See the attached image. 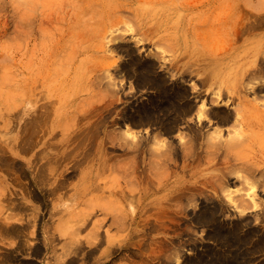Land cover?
Here are the masks:
<instances>
[{
	"label": "rangeland",
	"instance_id": "rangeland-1",
	"mask_svg": "<svg viewBox=\"0 0 264 264\" xmlns=\"http://www.w3.org/2000/svg\"><path fill=\"white\" fill-rule=\"evenodd\" d=\"M263 49L264 0H0V264H63L78 251L74 264H217L218 256L232 259L248 249L251 263L264 264V177L255 204L204 203L201 188L205 177H220L231 190H247L241 195L248 200L249 187L229 177L245 176L250 166L264 171L257 146L250 154L256 160L231 161L238 143L246 142L232 135L233 109L244 100L264 109ZM232 94L239 95L235 103ZM202 104L210 121L197 117ZM214 129L224 144L216 146L220 135L213 139L221 163L208 170L205 144ZM229 135L236 138L232 144ZM130 137L146 140L155 154L118 145ZM161 140L172 148L162 153ZM191 143L198 149L192 152ZM143 156L167 159L171 180L196 188L172 203L174 212L159 229L153 217L144 225L141 213ZM160 194L151 195L149 207ZM73 224L85 230L77 242L63 234ZM218 226L227 237L221 242L212 238ZM124 236L133 241L121 249L117 241Z\"/></svg>",
	"mask_w": 264,
	"mask_h": 264
},
{
	"label": "bare ground",
	"instance_id": "bare-ground-1",
	"mask_svg": "<svg viewBox=\"0 0 264 264\" xmlns=\"http://www.w3.org/2000/svg\"><path fill=\"white\" fill-rule=\"evenodd\" d=\"M264 50V49H263ZM262 53V52H261ZM262 58V57H261ZM261 64V63H260ZM259 64V65H260ZM264 66V65H263ZM253 67V66H252ZM258 68V67H257ZM259 70L261 71V69H259L258 68V71H256L255 73L257 74V72H259ZM215 71H216V69H215ZM251 72V71H250ZM264 72V71H263ZM263 72H261V73H263ZM254 73V72H253ZM253 73H252V75H253ZM260 73V74H261ZM264 74V73H263ZM262 74V75H263ZM151 75H149L148 76V78L150 77ZM246 76V75H245ZM249 76V75H248ZM247 76V77H248ZM254 76V75H253ZM259 75H257V77H258ZM146 77V76H145ZM144 77V78H145ZM252 77V76H251ZM153 78V77H152ZM208 78H210V76H208ZM246 78V77H245ZM252 78H254V77H252ZM256 78V77H255ZM260 78V77H259ZM261 78H262V76H261ZM264 78V77H263ZM143 78H141V80H142ZM146 79V78H145ZM145 79H143V80H145ZM154 79V78H153ZM216 79V78H215ZM251 79V78H250ZM147 80V79H146ZM145 80V81H146ZM257 80H260V79H257ZM149 81V80H148ZM157 81V79L155 78V82ZM160 81L162 82V80H159V84H160ZM261 81V80H260ZM142 82H144V81H141V84H143ZM150 83H152V80L151 81H149ZM148 82V83H149ZM154 81H153V83H155ZM158 82V81H157ZM164 82V81H163ZM247 82V81H246ZM249 82V81H248ZM164 83H166V82H164ZM212 83V82H211ZM250 83H252V79L250 80ZM256 83V82H255ZM145 84H147V83H144V85ZM159 84H157V85H159ZM162 84V83H161ZM220 84V83H219ZM254 84V83H253ZM153 85V84H152ZM164 85V84H163ZM223 85H224V83H223ZM252 85V84H251ZM154 86H156V85H154ZM161 86V85H160ZM165 86V85H164ZM164 86L162 87V88H164ZM220 86V85H219ZM228 86V85H227ZM249 86V85H248ZM256 86V85H255ZM158 87V86H157ZM169 87V86H168ZM247 87V85L244 87V88H246ZM251 87V86H250ZM260 87V86H259ZM258 87V88H259ZM166 88L167 87H165V90H166ZM220 88V87H219ZM218 88V89H219ZM249 88V87H248ZM252 88V87H251ZM258 88H256V89H258ZM158 89V88H157ZM183 89V88H182ZM255 89V90H256ZM228 90V89H227ZM246 90V89H245ZM248 90V89H247ZM259 90H260V88H259ZM163 91V90H162ZM220 91V90H219ZM230 91V90H229ZM253 91V90H252ZM258 91V90H257ZM257 91L255 92V93H257ZM175 92H176V90H175ZM177 92H179V91H177ZM184 92V91H183ZM186 92V91H185ZM222 92V91H221ZM253 92V93H254ZM161 93V92H160ZM159 93V94H160ZM169 93V92H168ZM171 93H173V92H171ZM170 93V94H171ZM181 93H182V91H181ZM236 93H237V91H236ZM259 93V92H258ZM258 93H257V95H258ZM262 92L260 91V93L259 94H261ZM164 94V93H163ZM167 94V93H166ZM186 94V93H185ZM184 94V95H185ZM169 95V94H168ZM175 95V94H174ZM176 95H177V93H176ZM233 96H231L230 98L234 101L237 97H239V95L237 94V95H235V94H232ZM160 96V95H159ZM165 96V95H164ZM167 96V95H166ZM165 96V97H166ZM179 96V95H178ZM244 96V95H243ZM157 97H158V94H157ZM164 97V98H165ZM169 97V96H168ZM172 97H174V96H171V97H169V98H167L168 100H172L170 103H175V102H173V99L174 98H172ZM176 97V96H175ZM217 97L218 98H221V100L219 101V102H221V101H223V94H222V97H221V94H219L218 93V95H217ZM225 97V96H224ZM227 97V96H226ZM229 97V96H228ZM164 98H162V99H164ZM164 99V101L163 100H161V101H163V102H166L167 101V99ZM247 98V97H246ZM263 98V97H262ZM262 98H259V95H258V97H257V99H262ZM158 99H160V98H158ZM179 99H180V97H179ZM228 99V98H227ZM242 99H244V97H242ZM253 99H255V98H253ZM155 100H156V98H155ZM175 100V99H174ZM183 100H185V99H183ZM154 101V100H153ZM157 101V100H156ZM154 102V103H156L157 104V102ZM160 101V102H161ZM176 102H177V100H175ZM179 101V100H178ZM186 101V100H185ZM225 101H226V99H225ZM229 101H230V99H229ZM232 101V102H233ZM245 101V100H244ZM244 101H243V104H239L240 106L239 107H237V105L235 106L236 108L235 109H233V110H235V114L234 113H231L232 114V117H234L233 119H235L236 121L235 122H237V124L235 123V122H233L234 123V125L232 124L231 126H235L236 127V133H233L232 135H234V134H236V136H237V138H238V140H241L242 139V141H246V142H239L238 143V151L237 152H235V153H237L236 155H233V157H232V159H231V161H239V160H243L244 161V159H247V160H249V158H254V160H256V155L255 154H253V155H250L251 154V152L253 151V150H251L253 147H255V146H257L258 147V151H260V152H262L263 154L259 157V159L257 158V162L258 163H260V164H258V165H264V109L263 108H260V107H263V104H262V106H257L256 104L254 105V104H252V102H251V104H250V102H246V103H244ZM252 101H255V100H252ZM159 102V101H158ZM227 102V101H226ZM229 103L230 105H232L233 103H235V101L233 102V103ZM258 101L256 100L255 101V103H257ZM262 102H263V99H262ZM261 102V103H262ZM162 103V102H161ZM167 103V102H166ZM242 103V102H241ZM260 103V102H259ZM153 104V103H152ZM165 104V103H164ZM187 104H188V101H187ZM204 104H205V102H204ZM161 106L163 105V103L162 104H160ZM174 105V104H173ZM178 105V104H177ZM176 105V106H177ZM180 106H181V104H179ZM154 106V105H153ZM156 106V105H155ZM154 106V107H155ZM158 106H159V103H158ZM164 106H166V105H164ZM163 106V107H164ZM171 106V105H170ZM171 107H173L174 108V106H171ZM231 107H233L234 108V106H231ZM157 108V107H156ZM158 108H161V107H158ZM167 108H170V107H167ZM166 108V109H167ZM183 108V107H182ZM153 107L151 108V110L153 111ZM162 109H165V108H162ZM180 109V108H179ZM184 109V108H183ZM155 110V109H154ZM176 110V109H175ZM151 111V112H152ZM165 111V110H164ZM163 111V112H164ZM167 112H168V110H166ZM173 111V110H172ZM191 111V110H190ZM230 111V110H229ZM155 112V111H154ZM161 112V111H160ZM166 112V113H167ZM179 112L181 113V110H179ZM178 111H177V113H179ZM186 112H187V110H186ZM206 108H205V105L203 106V104L201 105V107H200V110L198 111V115L199 116H197L198 117V119L199 120H201V119H203V117H205L207 114H206ZM228 112V111H227ZM232 112H234V111H232ZM148 113V111L146 112V114ZM165 113V112H164ZM169 113V112H168ZM179 113V114H180ZM183 113V112H182ZM189 113L190 112H188L187 114L189 115ZM151 114V113H150ZM150 114H149V116H150ZM176 114V113H175ZM175 114H173V115H175ZM184 114V113H183ZM183 114H180V115H183ZM186 114V115H187ZM196 114V115H197ZM144 115V114H143ZM186 115L185 116H183V117H186ZM187 115V116H188ZM228 115V114H227ZM226 115V116H227ZM226 116H225V118H226ZM230 116V115H229ZM228 116V117H229ZM144 117V116H143ZM177 117V116H176ZM206 117H208L207 119H208V121H210L209 119H210V116H206ZM220 117V116H219ZM173 118V117H172ZM223 118V117H222ZM177 119V118H176ZM179 119H182V118H180V116H179V118H178V120ZM221 119V118H220ZM224 119V118H223ZM167 120H169V119H167ZM167 120H166V122H167ZM173 120V119H172ZM175 120V119H174ZM225 120V119H224ZM230 120V119H229ZM232 120V119H231ZM164 121V120H163ZM177 121V120H176ZM227 121V120H226ZM225 121V122H226ZM233 121V120H232ZM231 121V122H232ZM166 122H165V124H166ZM171 122V121H170ZM173 122V121H172ZM175 122V121H174ZM263 122V123H262ZM164 123V122H163ZM178 122H176V124H177ZM260 123H262L263 124V128L262 129H260ZM165 124H163V125H165ZM167 124H168V122H167ZM170 124V123H169ZM174 124V123H173ZM229 124V123H228ZM178 125V124H177ZM162 126V125H161ZM167 126V125H166ZM172 126V125H171ZM170 127V126H169ZM173 127H174V125H173ZM257 127H259V129H256ZM164 128V127H163ZM170 129V128H169ZM169 129H168V126H167V128L165 129V130H168L169 131ZM193 129V128H192ZM198 129V128H197ZM191 130V129H190ZM194 130L195 129H193V131L192 132H194ZM202 130V129H201ZM199 131V130H198ZM213 131H215V129L213 130ZM218 131H221V130H219L218 129ZM233 131V130H232ZM217 132V130L215 131V133ZM235 132V131H234ZM125 133H126V131H125ZM127 133H128V131H127ZM130 134H131V132H129ZM191 133V132H190ZM199 133V132H198ZM201 133V132H200ZM215 133H213V134H207V140H206V144H205V146H206V149H205V166H206V169H208V170H213V168H216L220 163H219V160L218 161H216V159H215V157L217 156V151H218V149L216 148V146L218 147H221V146H223V142H222V140L220 139L221 137H222V135L218 132V133H216V135L214 136V134ZM229 133H230V131H229ZM228 133V134H229ZM82 134V133H81ZM191 134H193V133H191ZM195 134H197V131L195 132ZM194 134V135H195ZM206 134V133H205ZM204 134V135H205ZM79 135V134H78ZM128 135V134H127ZM133 135V134H132ZM220 135V137L217 139V142L218 141H220L221 140V142H218V144H216V142H213V139H215L216 138V136H219ZM230 135H231V133H230ZM229 135V136H230ZM85 136V135H84ZM83 136V137H84ZM133 136H135V135H133ZM199 135L197 134V140H198V137ZM235 136V137H236ZM90 137V136H89ZM231 137V136H230ZM133 141L131 142V140L130 141H128V140H125V141H119V143H118V145H121L120 147H125V148H131V147H133L134 149H136L137 150V148L139 147V149H141V151H142V153H143V155L145 154H147V152L148 151H150V149H151V153H153V155L155 154L154 152H153V148H148L147 147V145H148V143L147 144H145V141L144 142H142L143 141V139H142V141L140 140V141H137L136 142V138H132V137H130ZM183 138V137H182ZM185 138V137H184ZM229 138V137H228ZM232 138V137H231ZM230 138V139H231ZM76 139V138H75ZM82 139V138H81ZM93 139V138H92ZM125 139V138H124ZM191 139H194V138H191ZM223 139V138H222ZM229 139V140H230ZM233 139L234 140H236V138H232V140H231V144L233 143ZM139 140V139H138ZM195 140V139H194ZM196 140V141H197ZM73 141V140H72ZM79 142H80V140H78ZM114 141V140H113ZM113 141H111V142H113ZM162 141V140H161ZM161 141H159L160 142V144H158L159 146H160V148H161V151H162V153H163V149L162 148H166V147H171L172 148V145L171 146H169L167 143H164L163 141V143H161ZM192 140H190V142H191ZM196 141H194V143L196 142ZM215 141H216V139H215ZM91 142H92V140H91ZM155 142V141H154ZM157 142L158 141H156V145H157ZM158 142V143H159ZM227 142H228V140H227ZM236 142V141H235ZM71 143V142H70ZM83 144H84V142H82ZM150 143V142H149ZM230 143H228V144H230ZM92 144V143H91ZM91 144H89V145H91ZM94 144V143H93ZM117 144V143H116ZM154 144V143H153ZM192 144V146H191V149L192 148H194V144L193 143H191ZM190 144V145H191ZM215 144H216V146H215ZM228 144L227 145H225V146H228ZM184 145V144H183ZM197 145V143L195 144V146ZM236 145V144H235ZM77 146V145H76ZM75 146V147H76ZM185 146V145H184ZM184 146H183V152H184ZM198 146V145H197ZM229 146H231V145H229ZM228 146V147H229ZM86 147V146H85ZM104 147V146H103ZM145 147H147V148H145ZM156 147V146H155ZM215 147V148H214ZM228 147H225V148H228ZM93 148V147H92ZM115 148V147H114ZM157 148V147H156ZM160 148H157V150L158 149H160ZM170 148V150L169 149H166L164 152L165 153H168L169 154V151H171L170 153H172V149ZM174 148V147H173ZM187 147H185V149H186ZM190 148V147H189ZM189 148H187V149H189ZM195 148H197L198 149V147H195ZM195 148L192 150V152L195 150ZM205 148V147H204ZM203 147H202V149H204ZM90 149H91V147H90ZM134 149H133V151H134ZM149 149V150H148ZM232 150H233V148H231ZM136 150H135V152H136ZM175 150V149H174ZM173 150V151H174ZM241 150V151H240ZM84 151H85V149H84ZM92 151V150H91ZM159 152H160V150H158ZM167 151V152H166ZM187 150H185V152H186ZM202 151V150H201ZM225 151V150H224ZM240 151V152H239ZM86 152V151H85ZM90 152V151H89ZM129 152H131V151H129ZM155 152H156V149H155ZM230 152V151H229ZM232 152H234V151H232ZM83 153V152H82ZM132 153V152H131ZM134 153V152H133ZM164 153V154H165ZM222 153H225V152H222ZM247 153V154H246ZM80 154V153H79ZM85 154V153H84ZM83 154V155H84ZM157 154V153H156ZM161 154V153H160ZM167 154V155H168ZM187 154V153H186ZM216 154V155H215ZM134 155H138V153L137 154H134ZM133 155V156H134ZM150 156H151V154H149ZM148 155V156H149ZM158 155H159V153H158ZM167 155H164V156H167ZM190 155H191V153H190ZM189 155V156H190ZM215 155V156H214ZM82 156V155H81ZM140 156V155H139ZM161 156V155H160ZM160 156H159V158H160ZM163 156V155H162ZM224 156H225V154H224ZM232 156V155H231ZM258 156V155H257ZM136 157V156H135ZM147 157V156H146ZM156 157V156H155ZM186 157V156H185ZM220 157L223 159V158H225V157H223L222 155H220ZM78 158V157H77ZM196 158V157H195ZM219 158V157H218ZM149 159H151V157L149 158L148 157V159H145L144 158V156H143V159H142V169H141V175H142V200H141V202L140 203H142V207H141V213H142V217H143V222H144V225H146L148 222L150 223V218H154V220L156 221V222H158V223H156V224H159V226H158V229L159 228H162V225H163V221H164V218H166L167 217V215H170V216H168V219L171 217V213L172 212H174V207L175 206H173V204L172 203H175L177 200H180V199H183V198H186V197H188V194H190V192H192V190H195L196 188L195 187H191V186H189V184H187V182L186 181H181V182H179V183H176L174 180H171V176H172V173H170V166L169 165H171L169 162L167 163V162H165L164 160H167V159H163V161H161V160H159V161H161V162H163V163H161V162H159V161H155L156 160V158H153V160H150V161H148ZM170 159V158H169ZM193 159V158H192ZM221 160V159H220ZM225 159H223V160H221V161H224ZM140 161V160H139ZM170 161H171V159H170ZM193 162H194V160H193ZM173 164V163H172ZM228 164V163H227ZM237 164V163H236ZM240 164V163H239ZM242 164V163H241ZM120 165H122V164H120ZM234 165V164H233ZM232 165V167H234ZM245 165V164H244ZM244 165H242V166H244ZM247 165V164H246ZM78 166V165H77ZM241 166V165H240ZM123 167V166H122ZM141 167V166H140ZM237 167H238V165H237ZM249 166L247 165V166H245V169L247 170V168H248ZM78 168V167H77ZM205 168V167H204ZM223 168V167H222ZM230 168V167H229ZM236 168V167H235ZM239 168H241L242 169V167H239ZM259 168H260V166H259ZM162 169V170H161ZM218 169V168H217ZM217 169H215V170H217ZM220 169V168H219ZM231 169H233V168H231ZM244 169V168H243ZM123 170H124V168H123ZM246 170H243V171H246ZM258 169H256V168H254L253 166L251 167L250 166V168H248V170L244 173L245 174V176L244 175H241V176H237V178L235 179V181H234V177L231 179L230 177H229V179H228V181L231 183V184H236V183H241L242 184V186H244V185H246V186H248L247 188H248V190H249V192L247 193V197H249L248 198V200L247 199H245L243 196V194L241 195V190H244V188L243 189H237V190H231V188H229L230 186H228V183H226L223 179H221L220 177H214V176H207V177H205L203 180H202V182H201V184H202V186H201V188H202V192H204V194H203V202L204 203H257V199L255 198V194H256V192H257V190H258V186L260 185V182H259V177H264V171H261L260 169V171H259V174L258 173H256V171H257ZM138 171V170H137ZM140 171V170H139ZM218 171V170H217ZM232 171V170H231ZM234 171H236V170H234ZM242 171V170H241ZM242 171V172H243ZM229 172V171H228ZM238 172H240L239 171V169H238ZM131 173V172H130ZM207 173H209V172H207ZM213 173H215V171L213 172ZM235 172H233V174H234ZM246 173L248 174V175H246ZM120 174V173H119ZM133 174V173H132ZM210 174H212V171L210 172ZM218 174H220V173H218ZM227 174V173H226ZM236 174V173H235ZM234 174V175H235ZM230 175H232V174H230ZM260 175V176H259ZM126 176V175H125ZM124 176V177H125ZM140 176V175H139ZM227 176H229V175H227ZM201 177V176H200ZM260 179H263V178H260ZM264 180V179H263ZM193 183H196V182H193ZM198 183V182H197ZM230 183H229V185H230ZM62 184H63V182H62ZM263 184V183H262ZM232 186V185H231ZM60 187H62L61 186V184H60ZM245 187V186H244ZM259 187H262L261 185L259 186ZM58 188V187H57ZM246 188V189H247ZM56 190V189H55ZM244 191H247V190H244ZM260 191V190H259ZM201 191H200V194L202 193ZM141 193V192H140ZM154 193H155V195L156 194H160V193H162V194H160V196H156L155 197V201H154V207H149L150 206V204H151V201L149 200L150 198H151V195H154ZM128 196V195H127ZM191 198H193V196H190ZM246 197V196H245ZM189 199V198H188ZM190 200V199H189ZM192 200V199H191ZM259 200V199H258ZM187 202V201H186ZM191 202V201H190ZM260 202V201H259ZM176 203H178V202H176ZM187 203H189V202H187ZM184 204H185V201H184ZM183 204V205H184ZM100 205V204H99ZM114 205V204H113ZM235 205H238V204H235ZM235 205H233V206H235ZM93 206V205H92ZM97 206V205H96ZM112 206V205H111ZM182 206V205H181ZM181 206H179V207H181ZM185 206H186V204H185ZM91 207V206H90ZM89 207V208H90ZM107 207L108 206H106L105 208H106V210H107ZM187 207V206H186ZM238 207V206H237ZM104 208V209H105ZM114 208V207H113ZM117 209H118V207H116ZM182 208H184V206L182 207ZM213 208L214 207H212V209L211 208H208L209 209V211L207 212V214L205 215V217H204V219H206V220H208V221H206V224H207V222H212L213 221ZM91 209V208H90ZM93 209V208H92ZM116 209V210H117ZM186 209V208H185ZM223 209V208H222ZM238 209V208H237ZM206 210V209H205ZM101 211H104V210H101ZM219 211H222V210H219ZM106 212V211H105ZM117 212V211H116ZM59 213V212H58ZM86 213V212H85ZM92 212H90V213H88V214H91ZM107 213V212H106ZM215 213V212H214ZM53 214V213H52ZM111 214V213H110ZM115 214L116 213H113L112 215H114L115 216ZM122 214V213H121ZM124 214V213H123ZM204 214H205V212H204ZM94 215V214H93ZM200 215V214H199ZM203 215V214H202ZM64 216V215H63ZM72 216H74V215H72ZM86 216V215H85ZM91 216V215H90ZM104 216H105V214H104ZM126 216V215H125ZM201 216V215H200ZM218 216V215H217ZM77 217V216H76ZM88 217V216H87ZM119 217V216H118ZM117 217V218H118ZM203 217V216H202ZM115 218V220L117 221V218L116 217H114ZM113 218V219H114ZM125 218V217H124ZM199 218V217H198ZM112 219V220H113ZM121 219H123V216H121V218L120 219H118V220H120V223H121ZM142 219V218H141ZM199 219H202L201 217L199 218ZM102 220V219H101ZM133 220V219H132ZM171 220V219H170ZM216 220V219H215ZM85 221V220H84ZM153 221V220H152ZM198 221V220H197ZM78 222V221H77ZM201 222V221H200ZM218 222V221H217ZM114 224H115V221L113 222ZM116 223H119V222H116ZM151 223H153V222H151ZM205 222L203 221L202 222V224H204ZM95 224V223H94ZM112 224V223H111ZM124 224H125V222L123 223V225H121V227L122 226H124ZM154 224H155V222H154ZM216 224V223H215ZM214 224V225H215ZM77 225V224H76ZM81 225H83V222L81 223ZM97 224H95V226H96ZM101 225V224H100ZM118 225V224H117ZM120 225V224H119ZM147 225H149V224H147ZM164 225H165V223H164ZM210 225H212V224H210ZM218 225H221V224H218ZM114 225H112V227H113ZM208 226V225H207ZM98 227H99V225H98ZM120 227V228H121ZM124 227H126V226H124ZM145 227V226H144ZM143 227V228H144ZM151 227V226H150ZM223 227V226H222ZM114 228V227H113ZM152 228H153V225H152ZM116 229V228H115ZM119 229V228H118ZM123 229V228H122ZM148 229H149V227H148ZM151 229V228H150ZM214 229V228H213ZM234 229V228H233ZM85 231L84 230V228L81 226H79V227H77V226H75L74 224H73V226L68 230V229H66L65 231H64V235L66 234V235H68V237H70L71 239H74V240H76V241H74V242H77V240H78V236H80V233H82L83 231ZM94 230H96V229H94ZM215 230V229H214ZM228 230H231V229H228ZM238 230V229H237ZM120 231V230H119ZM149 231V230H148ZM154 231V230H153ZM155 231H156V229H155ZM236 231V230H235ZM91 232H93V231H91ZM100 232V231H99ZM106 232V234H107V231H105ZM216 233H214V235H212V238H214L215 240H217V242H219L220 241V239H226L227 237H226V234H224V231H222L220 228H219V226H218V228L216 229V231H215ZM230 232V231H229ZM228 232V233H229ZM126 233V232H125ZM132 233V232H131ZM131 233H129V234H131ZM239 233V232H238ZM248 233V232H247ZM79 234V235H78ZM89 234V233H88ZM92 234V233H91ZM93 234H96V233H93ZM93 234H92V236H93ZM99 233L97 232V235H98ZM108 234H109V232H108ZM108 234H107V236H108ZM230 234V233H229ZM228 234V235H229ZM237 234V233H236ZM110 235V234H109ZM140 235V234H139ZM145 235H147V233L145 234ZM150 235V234H149ZM237 235H239V234H237ZM99 236V235H98ZM96 237V236H93L97 241H99L100 239L102 240V238H104V237H102V238H100L99 239V237ZM106 236V235H105ZM233 236V235H232ZM234 236H235V233H234ZM242 236V235H241ZM240 236V237H241ZM244 236V235H243ZM249 236V235H248ZM132 237H133V235H132ZM132 237L130 238V239H132ZM239 237V238H240ZM246 237V236H245ZM107 238V237H106ZM110 238V237H109ZM109 238H107L108 239V241H109ZM111 238H112V236H111ZM126 238V239H125ZM211 238V237H210ZM209 238V239H210ZM237 238H238V236H237ZM69 239V238H68ZM91 239V238H90ZM93 239V238H92ZM99 239V240H98ZM208 239V240H209ZM214 239H213V241H214ZM105 240V239H104ZM103 240V241H104ZM212 240V239H211ZM236 240V239H235ZM71 242H72V240H70ZM69 241V242H70ZM93 241V240H92ZM103 241H100V243L98 244V242H97V244H98V246L103 242ZM111 241V240H110ZM116 241V240H115ZM119 241H121L119 244H118V246H120V248L122 249V247L124 246V241H126V243L128 242L127 241V237H123V238H121V239H119L117 242H119ZM130 241H133V240H130ZM129 241V242H130ZM145 241H147V239H145ZM243 241V240H242ZM83 242V241H82ZM124 242V243H123ZM128 242V243H129ZM134 242H136V241H134ZM221 242V241H220ZM241 242V241H240ZM239 242V243H240ZM80 243H81V241H80ZM80 243H79V245H77V243H76V245L77 246H79L78 247V249L77 248H75L76 250H79L80 249V247L82 246V244H81V246H80ZM89 244L90 243H93V242H88ZM111 243V242H110ZM113 243H115V242H113ZM131 243V242H130ZM129 243V244H130ZM133 243V242H132ZM137 243H138V241H137ZM151 242H149V244H150ZM152 243H154L153 242V240H152ZM216 243V242H215ZM230 243H232L231 241H230ZM229 243V244H230ZM238 243V244H239ZM75 244V243H74ZM93 244H95V242L93 243ZM140 244H141V242H140ZM155 244V243H154ZM226 244L228 245V241L226 242ZM233 245L232 246H234L235 247V244L234 243H232ZM116 245V244H115ZM135 245V244H134ZM169 245V244H168ZM218 245H219V243H218ZM66 246V244L63 246V247H65ZM127 246H128V244H127ZM131 246H132V244H131ZM144 246V245H143ZM147 246V245H146ZM214 246V245H213ZM226 246V245H225ZM229 246V245H228ZM67 247V246H66ZM65 247V248H66ZM212 247V246H211ZM220 247H221V244H220ZM65 248H64V250H65ZM124 248V247H123ZM224 248V247H223ZM74 249V250H75ZM82 249V248H81ZM80 249V250H81ZM97 249V247L94 249V251ZM99 249V248H98ZM232 249V248H231ZM231 249H229V250H231ZM234 249V248H233ZM233 249H232V251H233ZM73 250V251H74ZM75 250V251H76ZM83 250V249H82ZM93 250V249H92ZM177 250V249H176ZM219 250H221V248H209V250L207 251L208 253H209V251L210 252H212V253H214V252H217V251H219ZM66 251V250H65ZM75 251H74V253H75ZM80 252V253H79ZM110 252H112V251H110ZM121 252V251H120ZM78 253L79 254H81V251H78ZM77 253V254H78ZM95 253L96 252H90V255H95ZM107 253V252H106ZM77 254H75V257H76V255ZM78 254V255H79ZM112 254V253H111ZM203 254V253H202ZM207 254V253H206ZM219 254V253H218ZM217 253H215V254H213V255H218ZM67 255V254H66ZM77 255V256H78ZM102 255H104L103 253L101 254V256ZM120 255V254H119ZM121 255H122V253H121ZM124 255V254H123ZM136 255V254H135ZM220 255H221V253H220ZM100 256V257H101ZM106 256H110V255H107L106 254ZM155 256V255H154ZM197 256V255H196ZM210 256V255H209ZM232 256V255H231ZM230 256V257H231ZM233 256H234V254H233ZM75 257H73V256H71L70 258H66V259H64V262H63V264H74V262H75ZM79 257V256H78ZM95 257V256H94ZM104 257V256H103ZM120 257V256H119ZM122 257V256H121ZM228 258L226 259V258H223V261H222V259H221V256H218V257H216L219 261H215V263L217 262V264H223L224 262H226V264L228 263H230L231 264V262H232V260H234L233 258H235V257H232V259H230V257L229 256H227ZM90 258V257H89ZM97 258V257H96ZM172 258V257H171ZM203 258V257H202ZM201 258V260H204V258L202 259ZM206 258H207V255H206ZM205 258V259H206ZM208 258H210V257H208ZM212 258V257H211ZM79 259V261H80V257L78 258ZM77 259V260H78ZM93 259V258H92ZM98 259H99V256H98ZM101 259H103V258H101ZM105 259V258H104ZM124 259V258H123ZM126 259V258H125ZM169 259H170V256H169ZM76 260V261H77ZM111 260V259H110ZM196 260H197V258H196ZM201 260H198V261H200L201 262ZM208 260V259H207ZM214 260H215V258H214ZM214 260H213V262H214ZM230 260V261H229ZM93 261H96L95 259L93 260ZM113 261V260H112ZM205 261V260H204ZM229 261V262H228ZM78 262V261H77ZM77 262H76V264H77ZM111 262V261H110ZM219 262V263H218ZM95 263V262H94ZM94 263H92V264H94ZM97 263H98V261H97ZM208 263V262H207ZM98 264H108V262H104V261H100ZM188 264V263H187ZM189 264H190V261H189ZM202 264H206V263H202ZM210 264V263H209ZM213 264V263H212ZM234 264V263H233ZM237 264V263H236Z\"/></svg>",
	"mask_w": 264,
	"mask_h": 264
},
{
	"label": "crops",
	"instance_id": "crops-1",
	"mask_svg": "<svg viewBox=\"0 0 264 264\" xmlns=\"http://www.w3.org/2000/svg\"><path fill=\"white\" fill-rule=\"evenodd\" d=\"M251 249L245 250L243 253H239V254H234L233 258L234 260H232L231 264H254L251 263V257H252V253H251ZM254 256V255H253ZM225 258V257H224ZM230 261V260H229ZM228 261V262H229ZM226 264V263H223ZM228 264V263H227ZM230 264V263H229Z\"/></svg>",
	"mask_w": 264,
	"mask_h": 264
}]
</instances>
